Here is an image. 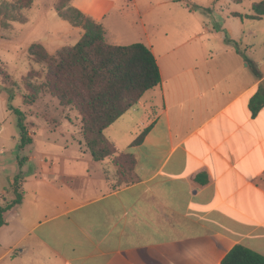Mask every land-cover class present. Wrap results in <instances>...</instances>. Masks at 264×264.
<instances>
[{"label": "crops", "instance_id": "crops-1", "mask_svg": "<svg viewBox=\"0 0 264 264\" xmlns=\"http://www.w3.org/2000/svg\"><path fill=\"white\" fill-rule=\"evenodd\" d=\"M133 2L162 79L104 132L133 168L96 161L85 142L45 153L2 215L0 264H222L236 246L264 256V16L248 18L264 0H234L219 30ZM117 3L71 6L104 26L115 10L130 17ZM8 140L19 150L20 134ZM13 200L12 186L0 192V207Z\"/></svg>", "mask_w": 264, "mask_h": 264}, {"label": "rangeland", "instance_id": "rangeland-1", "mask_svg": "<svg viewBox=\"0 0 264 264\" xmlns=\"http://www.w3.org/2000/svg\"><path fill=\"white\" fill-rule=\"evenodd\" d=\"M137 1L143 13L150 7L162 19L169 12L181 10L192 18L193 28L210 24L208 27L215 30L222 27L224 15L234 5V0H171L166 6H158L164 0ZM245 1L249 4V0ZM117 2L119 6L124 4L130 17L122 21L116 10L107 16L103 22L109 31L107 40L115 43L116 36L119 38L116 45L139 43L142 23L133 0ZM58 3L59 0H33L32 7L25 11L26 23H12L9 30L0 28V192L12 186L10 177L22 179L30 172L40 171V160L47 152L76 154L81 146L87 149L80 116L73 108L62 107L56 98L46 95L48 68L29 54L34 43L42 44L54 55L63 47L75 45L83 36L82 28H75L59 17L55 9ZM9 100L22 113L27 133L32 135V143L22 151L18 147L13 149L8 140L12 132L20 134L19 115L9 110ZM29 157L33 159L29 161ZM5 231L8 230H0V240H9ZM9 244L3 242L0 252L8 250ZM17 253L14 250L12 254Z\"/></svg>", "mask_w": 264, "mask_h": 264}, {"label": "trees", "instance_id": "trees-1", "mask_svg": "<svg viewBox=\"0 0 264 264\" xmlns=\"http://www.w3.org/2000/svg\"><path fill=\"white\" fill-rule=\"evenodd\" d=\"M72 0H59L55 9L60 18L75 28L84 31L74 45L62 48L50 55L40 43L29 49L30 56L47 68L46 87L49 95L56 98L62 107L73 108L81 119L84 142L96 161L115 157L113 163L133 168L134 159L130 153H119L105 137L104 132L124 114L134 108L144 95L161 85V73L151 49L143 43L127 46L112 45L106 40L104 26L71 6ZM33 0H0V28L9 30L12 23H26L25 11L31 8ZM251 19L264 16V2L253 5ZM264 100L256 102L261 105ZM8 108L19 115V150L32 143L24 125V117L14 109L10 100ZM145 130L133 143L144 139ZM14 178L12 188L15 200L0 207V227L3 213L20 205L23 200ZM222 264H264V256L243 246L234 247Z\"/></svg>", "mask_w": 264, "mask_h": 264}]
</instances>
